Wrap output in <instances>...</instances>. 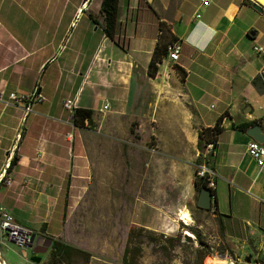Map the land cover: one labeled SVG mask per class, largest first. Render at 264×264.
I'll return each mask as SVG.
<instances>
[{"label":"crops","instance_id":"crops-1","mask_svg":"<svg viewBox=\"0 0 264 264\" xmlns=\"http://www.w3.org/2000/svg\"><path fill=\"white\" fill-rule=\"evenodd\" d=\"M91 3L0 0V205L46 236L87 250L75 230L95 181L96 140L125 141L133 123L142 127L165 113L172 122L189 117L198 131L223 117L209 211L233 249L243 255L256 247L264 261V167L247 150L253 136L235 128L256 122L264 132V52L254 49L264 45V9L254 0H122L124 49L102 27V0ZM174 38L182 43L179 61L165 58L151 76L157 45L164 51ZM36 87L44 99L29 113L24 102L6 103L10 93L30 95ZM67 98L94 110V126L75 123ZM144 226L178 230L174 220ZM45 242L23 249L0 235V264H45L52 244L34 251Z\"/></svg>","mask_w":264,"mask_h":264},{"label":"rangeland","instance_id":"rangeland-1","mask_svg":"<svg viewBox=\"0 0 264 264\" xmlns=\"http://www.w3.org/2000/svg\"><path fill=\"white\" fill-rule=\"evenodd\" d=\"M98 1L92 0L91 8ZM56 2L44 0L46 5ZM169 119L165 113L144 122L142 127L138 122L135 133L125 141L113 137L96 140L98 144L95 141L96 176L77 216L75 231L85 239L78 244L92 254V264H124L131 227L174 220L178 230L155 232L180 236L179 244L173 247L172 242L143 231L134 239V244L142 246L138 264H197L200 248L208 250L203 264H213L207 263L208 257L217 255L225 260L233 253L242 258L239 264H256L260 258L256 247L254 252L239 254L225 231L216 228L209 209L198 207L200 190L195 181L200 131L187 116L178 122ZM184 211L190 214L186 222L180 218Z\"/></svg>","mask_w":264,"mask_h":264},{"label":"trees","instance_id":"trees-1","mask_svg":"<svg viewBox=\"0 0 264 264\" xmlns=\"http://www.w3.org/2000/svg\"><path fill=\"white\" fill-rule=\"evenodd\" d=\"M145 0H141V3ZM121 3L122 0H102L101 5V12L103 13V23L102 27L105 31V33L112 38L119 46L123 47L124 49H127L129 47L128 43H126L119 35V26H120V11H121ZM166 27L162 25L160 27V38L164 36ZM178 39L174 38L165 43L166 48L164 51L160 50V45H157L154 55L152 57V60L149 65V74L153 77H155L158 73L159 64L163 61V58L167 54L168 46ZM181 71H183L181 68H178ZM258 78L254 79V82L257 84ZM94 114V110L92 109H85V108H77L75 110V113L73 114L75 123L78 125H84L85 120H89V126H94L92 117ZM223 120V117H220L216 124L214 126H208L203 127L199 132V138H198V145L199 149L203 150L205 145L209 142L215 143V149H217V142H218V136L219 133L222 131L221 128V122ZM256 122H249V123H241L238 125H235L236 129L239 130H248L251 126H253ZM137 123H133L131 127V132L135 133V125ZM202 184L206 183L198 178V180L195 181V186L197 189H201ZM133 226L131 227L129 231V237L127 241V245L125 247L124 255H123V263L124 264H138V257L140 256L142 252V246L141 243L134 244V239L137 237L142 236L143 231H147L149 233H155L157 235L158 239H164L165 241L172 242V246L175 247L180 242V236H165L164 233L157 234L155 230H151L143 225H137V228ZM42 233L45 232V230L40 229ZM194 231V230H193ZM225 231V230H221ZM196 236H198L199 241L208 247V243L203 240L202 237H200V234L195 232ZM53 239V238H52ZM189 239H191V236H189ZM161 246L163 244L159 242ZM200 252V260L197 264H203V261L205 257L208 255V250L200 248L198 250ZM92 258V254L82 248L76 247L70 243H67L60 239H53L52 241V249L51 254L48 259V261L45 262V264H90ZM256 264H264V261L261 259H257Z\"/></svg>","mask_w":264,"mask_h":264},{"label":"built area","instance_id":"built-area-1","mask_svg":"<svg viewBox=\"0 0 264 264\" xmlns=\"http://www.w3.org/2000/svg\"><path fill=\"white\" fill-rule=\"evenodd\" d=\"M201 5L208 6L212 3V0H200ZM254 49L257 52H264V45H255ZM182 52V43L180 40L173 41L167 50L166 58L171 63H177L180 59ZM42 101L44 99L43 93L40 91L39 87H36L30 95H19L17 92H12L9 95V100L6 103H25L26 113L32 110V102ZM63 106L70 110L73 114L78 108L76 100L73 98H67L63 101ZM110 103L106 102L102 111L108 110ZM85 122L89 125V120L86 119ZM247 150L250 155L256 160L260 167H264V142L252 139L248 145ZM216 152L215 143L209 142L205 145L203 150L199 151L200 161L197 165V176L202 179L206 185L214 190L217 187V173L213 164V157ZM11 183V180L9 181ZM0 235L7 241L13 242L18 247L23 249H28L34 247L37 244L39 238L47 240L48 236L43 234L40 229H36L30 225H27L17 219L15 215L4 205H0ZM217 258V255L214 256ZM241 257L237 254L227 255L225 261L230 264H239Z\"/></svg>","mask_w":264,"mask_h":264},{"label":"water","instance_id":"water-1","mask_svg":"<svg viewBox=\"0 0 264 264\" xmlns=\"http://www.w3.org/2000/svg\"><path fill=\"white\" fill-rule=\"evenodd\" d=\"M254 8H256L259 11H263L264 9V0H254L253 3ZM257 34L256 29H252L249 33L250 36H255ZM264 74V71H263ZM248 133L253 136L254 139L264 142V132L262 125L260 123H257L253 126H251L248 129ZM215 199V194L212 191L211 188H209L207 185L202 184V187L200 189V193L197 199V205L200 208L203 209H210L213 206ZM53 239L48 237L45 246H40L39 244L36 246L34 249L35 252H42V251H47L48 247L52 244Z\"/></svg>","mask_w":264,"mask_h":264},{"label":"bare ground","instance_id":"bare-ground-1","mask_svg":"<svg viewBox=\"0 0 264 264\" xmlns=\"http://www.w3.org/2000/svg\"><path fill=\"white\" fill-rule=\"evenodd\" d=\"M180 218L183 219V220H185V222H186V218H189L190 219L189 211H184L183 214H182V216H180ZM188 233H190V232H188ZM0 257L2 258L1 251H0ZM207 263H213V264H230V263H227L223 258H213V257H208ZM4 264H6L5 261H4Z\"/></svg>","mask_w":264,"mask_h":264}]
</instances>
